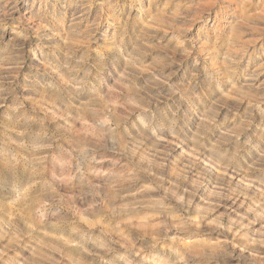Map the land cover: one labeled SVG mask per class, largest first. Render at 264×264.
I'll return each instance as SVG.
<instances>
[{
  "label": "rangeland",
  "instance_id": "rangeland-1",
  "mask_svg": "<svg viewBox=\"0 0 264 264\" xmlns=\"http://www.w3.org/2000/svg\"><path fill=\"white\" fill-rule=\"evenodd\" d=\"M0 264H264V0H0Z\"/></svg>",
  "mask_w": 264,
  "mask_h": 264
}]
</instances>
